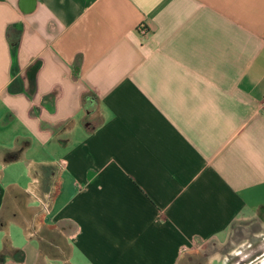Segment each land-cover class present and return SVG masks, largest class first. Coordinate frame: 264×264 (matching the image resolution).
<instances>
[{"label":"crops","instance_id":"obj_1","mask_svg":"<svg viewBox=\"0 0 264 264\" xmlns=\"http://www.w3.org/2000/svg\"><path fill=\"white\" fill-rule=\"evenodd\" d=\"M33 3L0 0V264H258L264 0Z\"/></svg>","mask_w":264,"mask_h":264},{"label":"trees","instance_id":"obj_2","mask_svg":"<svg viewBox=\"0 0 264 264\" xmlns=\"http://www.w3.org/2000/svg\"><path fill=\"white\" fill-rule=\"evenodd\" d=\"M21 33L22 31L16 29L14 26H11L8 30L10 42L14 49L18 46L20 42ZM83 102L86 111V114L83 119V124L88 132H93L102 122L100 117L90 118V116L94 114L98 109V98L94 94H86L84 96ZM17 252L18 251L16 249L10 246L8 241H6L1 251L2 254H8L10 256H14Z\"/></svg>","mask_w":264,"mask_h":264},{"label":"rangeland","instance_id":"obj_3","mask_svg":"<svg viewBox=\"0 0 264 264\" xmlns=\"http://www.w3.org/2000/svg\"><path fill=\"white\" fill-rule=\"evenodd\" d=\"M256 227V228H255ZM247 232H246V236L247 237H249L250 236V238H253V239H250L251 241H252V244H253V246L252 247H256V255H254V256H259V255H261L262 254V251L259 249L260 247V244L262 243V242H264V234H262V233H260L259 232V229H260V225L259 224H255L254 225V229H257V231H256V233L260 236H258V237H254L253 236V234L252 233H250L249 232V229H250V226H247ZM246 237V238H247ZM241 241V240H240ZM248 241V240H247ZM246 241V242H247ZM241 242H243V241H241ZM244 242H245V240H244ZM255 243V244H254ZM254 245H256V246H254ZM240 251H242V249L241 248H238L237 250H236V253H241ZM242 255V254H241ZM252 258V257H251ZM254 258V257H253ZM194 260V262L193 263H191V264H206V256H203V255H201V254H198V255H196V259H193ZM237 262H238V259H237V261H236V257H235V259L233 258V263L234 264H237ZM241 264V263H240ZM259 264V263H258Z\"/></svg>","mask_w":264,"mask_h":264},{"label":"water","instance_id":"obj_4","mask_svg":"<svg viewBox=\"0 0 264 264\" xmlns=\"http://www.w3.org/2000/svg\"><path fill=\"white\" fill-rule=\"evenodd\" d=\"M27 2H28L27 8H24V11L29 12L30 10L34 8L33 2H35V0H27ZM263 259H264V254L259 256L256 262L261 264Z\"/></svg>","mask_w":264,"mask_h":264},{"label":"built area","instance_id":"obj_5","mask_svg":"<svg viewBox=\"0 0 264 264\" xmlns=\"http://www.w3.org/2000/svg\"><path fill=\"white\" fill-rule=\"evenodd\" d=\"M138 30L141 34H147L149 32V28L146 24H142L138 27Z\"/></svg>","mask_w":264,"mask_h":264},{"label":"bare ground","instance_id":"obj_6","mask_svg":"<svg viewBox=\"0 0 264 264\" xmlns=\"http://www.w3.org/2000/svg\"><path fill=\"white\" fill-rule=\"evenodd\" d=\"M264 260V259H263ZM262 264H264V261H262Z\"/></svg>","mask_w":264,"mask_h":264}]
</instances>
